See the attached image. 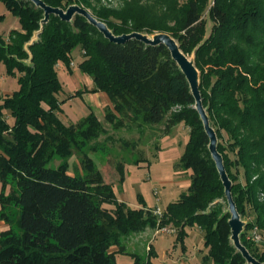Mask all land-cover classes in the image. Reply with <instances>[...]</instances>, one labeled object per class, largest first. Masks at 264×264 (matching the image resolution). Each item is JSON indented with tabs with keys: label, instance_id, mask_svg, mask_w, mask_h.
I'll return each mask as SVG.
<instances>
[{
	"label": "trees",
	"instance_id": "obj_1",
	"mask_svg": "<svg viewBox=\"0 0 264 264\" xmlns=\"http://www.w3.org/2000/svg\"><path fill=\"white\" fill-rule=\"evenodd\" d=\"M41 1L64 11L77 5L114 36L168 34L184 55L194 54L202 106L232 184V200L241 217L252 215L245 231L257 227L261 244L264 0H121L117 9L103 6L101 0ZM0 3L20 23V30L11 31L7 38L0 36V64L18 84V90L0 100V204L7 200L2 194L10 177L15 180L13 201L18 208V233L5 232L0 238V264H116L118 252L109 250L121 240L146 227L162 229L168 224L179 229L178 239L186 235V228L202 232L205 264H248L230 240V215L219 214V200L226 199L208 151L209 139L193 108L189 85L167 48L134 39L109 42L80 15L70 22L49 15L41 24L43 10L29 0ZM39 30L37 40L29 44ZM76 48L84 53L80 72L92 79L93 92L107 94L117 112L123 111L122 101L134 116L140 111L145 123L155 125L173 107L181 106L168 119L183 120L190 127L176 166L190 171V185L166 206L160 220L152 212L117 201L93 171L84 148L100 128L96 118L89 114L85 123L66 126L57 116L62 90L58 67L69 68ZM73 151L86 161L88 173L83 177L46 166L51 154L67 160ZM111 204L113 210L104 207ZM244 236L242 245L264 263V250ZM148 251L151 256V248ZM132 257L133 264H149Z\"/></svg>",
	"mask_w": 264,
	"mask_h": 264
},
{
	"label": "rangeland",
	"instance_id": "obj_2",
	"mask_svg": "<svg viewBox=\"0 0 264 264\" xmlns=\"http://www.w3.org/2000/svg\"><path fill=\"white\" fill-rule=\"evenodd\" d=\"M101 4L117 9L122 2L101 0ZM13 30H20L19 20L0 3V36L7 38ZM83 54L76 48L71 54L69 68L65 69L60 65L58 67L62 90L58 95L61 105L57 116L66 126L84 122L89 114L96 118L100 128L85 141L84 148L86 157L93 165V171L101 175L103 184L110 187L117 201L131 209L152 212L153 215L155 210L159 209L161 215L155 216L160 220L166 206L176 201L190 185V171L176 167L188 142L190 127L183 120L171 123L168 119L169 114L178 112L181 106L173 107L170 113L165 115L163 122L155 125L145 123L140 111L134 116L122 101L119 105L123 111L117 112L115 104L107 94L101 91L93 92L92 79L80 72L78 66L83 61ZM187 57L194 62L193 53ZM16 90V79L6 75L5 67L0 64V100ZM129 101L132 106L135 105L131 99ZM4 116L9 123L12 122L6 113ZM108 117L113 119L108 120ZM86 126L84 124V127ZM84 164L86 161L73 151L67 160L51 154L46 166L83 177L88 173ZM1 187L0 184V190ZM4 188L2 195L7 200L4 205L0 204V238L5 232L18 233V208L13 201L17 194L15 180L8 177ZM103 193L106 194L105 191ZM219 203L222 207L219 214H229L227 200L220 199ZM104 207L114 209L113 204ZM239 217L243 223L239 240L241 235L245 234V240L252 242L251 229L245 231L246 224L253 219L252 215ZM178 231L179 229L171 224L162 229H159L158 225L154 228L146 227L142 232L121 240L118 246L109 251L118 252L114 257L116 264H133L132 256L138 257L142 262L148 261L149 264H205L203 258L207 255V249L204 247L202 232L198 228H186V235L178 239ZM256 245L261 251L264 250V240ZM150 248L151 256L148 255ZM206 264L213 263L209 261Z\"/></svg>",
	"mask_w": 264,
	"mask_h": 264
},
{
	"label": "water",
	"instance_id": "obj_3",
	"mask_svg": "<svg viewBox=\"0 0 264 264\" xmlns=\"http://www.w3.org/2000/svg\"><path fill=\"white\" fill-rule=\"evenodd\" d=\"M35 7L43 10V19L41 24L46 23L48 21L49 15H55L59 17L62 21L70 22L74 15H80L84 17L87 22L94 26L109 42L115 44H124L128 40H137L145 45L157 46L164 45L170 53L171 59L176 63L181 73L184 75L191 94L195 101V110L197 111L200 120L203 124L204 131L209 139L208 151L210 153L211 159L213 160L216 170L219 174L220 180L224 187V195L228 204V212L230 214V219L228 224L230 226L231 236L230 240L234 248L242 255V257L246 260L248 264H264L256 259H254L246 250V248L241 245L239 240V235L243 229V223L240 221L239 214L236 210L235 203L232 200L231 196V181L229 180L226 171L224 169L223 160L221 155L217 151V138L214 130L211 128L209 124L208 117L206 115L205 109L202 106L201 96L199 93V74L194 66L193 60L188 59L186 55H184L179 49L176 41L169 36L168 34L159 33L153 36H148L140 33H131L128 35L114 36L111 31L106 27V25L98 20H96L88 11L77 6L72 5L69 6L65 11L59 8H52L47 6L41 0H29ZM41 30L35 32L36 35L40 33ZM35 33L33 34L31 44L35 41ZM35 35V36H34Z\"/></svg>",
	"mask_w": 264,
	"mask_h": 264
},
{
	"label": "built area",
	"instance_id": "obj_4",
	"mask_svg": "<svg viewBox=\"0 0 264 264\" xmlns=\"http://www.w3.org/2000/svg\"><path fill=\"white\" fill-rule=\"evenodd\" d=\"M154 214L157 215V216H160L161 212H160L159 209H156ZM250 239L254 243H260L261 235H260L259 230H258L257 227L251 228V230H250Z\"/></svg>",
	"mask_w": 264,
	"mask_h": 264
}]
</instances>
